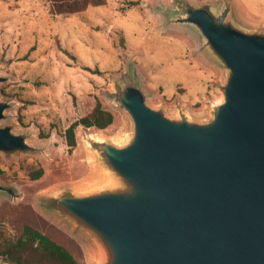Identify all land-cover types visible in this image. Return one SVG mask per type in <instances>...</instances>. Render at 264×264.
<instances>
[{
	"label": "water",
	"instance_id": "95a60500",
	"mask_svg": "<svg viewBox=\"0 0 264 264\" xmlns=\"http://www.w3.org/2000/svg\"><path fill=\"white\" fill-rule=\"evenodd\" d=\"M168 22L195 30L225 70L222 100L205 120L172 116L127 71L110 97L131 132L92 145L110 184L54 192L46 212L88 237L96 264H264V29L240 25L233 0H180ZM10 107L0 100V153L41 152L7 123ZM2 197L21 198L0 182Z\"/></svg>",
	"mask_w": 264,
	"mask_h": 264
},
{
	"label": "rangeland",
	"instance_id": "374dc122",
	"mask_svg": "<svg viewBox=\"0 0 264 264\" xmlns=\"http://www.w3.org/2000/svg\"><path fill=\"white\" fill-rule=\"evenodd\" d=\"M179 1L107 0L104 6L54 17L50 0H0V76L5 79L0 100L11 105L7 123L41 150L0 153V182L21 197L0 198L5 224L0 242L18 239L29 225L66 247L79 264L97 263L88 237L47 214L44 199L59 190L84 193L110 184L112 176L92 145L94 140L120 145L131 132L128 116L110 97L127 71L136 70L152 107L197 120L211 116L212 105L222 100L219 85L226 72L207 60L195 30L169 24ZM233 9L240 25L264 29V0H233ZM98 100L113 112L114 123L103 130L78 127L70 154L66 129ZM39 168L44 175L32 180L30 173ZM0 264L11 263L0 256Z\"/></svg>",
	"mask_w": 264,
	"mask_h": 264
},
{
	"label": "trees",
	"instance_id": "16d2710c",
	"mask_svg": "<svg viewBox=\"0 0 264 264\" xmlns=\"http://www.w3.org/2000/svg\"><path fill=\"white\" fill-rule=\"evenodd\" d=\"M107 0H50L51 14L68 16L85 12L90 7L106 5ZM115 121L112 111L97 101L93 110L74 121L65 131L64 137L69 146V153L77 147L76 130L78 127L107 129ZM44 175L42 168L30 173L32 180ZM0 256L11 264H79L75 256L63 245L52 240L43 232L26 225L21 236L14 240L4 238L0 242Z\"/></svg>",
	"mask_w": 264,
	"mask_h": 264
}]
</instances>
